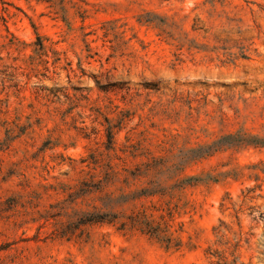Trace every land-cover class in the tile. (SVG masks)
<instances>
[{
	"label": "rangeland",
	"instance_id": "374dc122",
	"mask_svg": "<svg viewBox=\"0 0 264 264\" xmlns=\"http://www.w3.org/2000/svg\"><path fill=\"white\" fill-rule=\"evenodd\" d=\"M250 136L264 0H0V264H264Z\"/></svg>",
	"mask_w": 264,
	"mask_h": 264
},
{
	"label": "trees",
	"instance_id": "16d2710c",
	"mask_svg": "<svg viewBox=\"0 0 264 264\" xmlns=\"http://www.w3.org/2000/svg\"><path fill=\"white\" fill-rule=\"evenodd\" d=\"M245 141L248 145L264 146V139L258 137L250 136L249 140ZM143 217V220H140V222H138L140 224V230L145 233L156 236L162 242H166L167 246H170L172 243V238L167 234V231L163 229V227H161L160 225L154 226L152 224L153 222L149 220V218H146V215ZM237 248L238 245H235L234 249H232L229 255L225 251L209 250V264H246L241 261L240 257L236 254Z\"/></svg>",
	"mask_w": 264,
	"mask_h": 264
}]
</instances>
